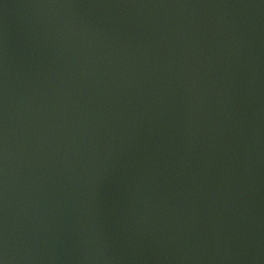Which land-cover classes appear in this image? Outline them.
I'll return each instance as SVG.
<instances>
[{"label":"water","instance_id":"1","mask_svg":"<svg viewBox=\"0 0 264 264\" xmlns=\"http://www.w3.org/2000/svg\"><path fill=\"white\" fill-rule=\"evenodd\" d=\"M0 264H264V0H0Z\"/></svg>","mask_w":264,"mask_h":264}]
</instances>
